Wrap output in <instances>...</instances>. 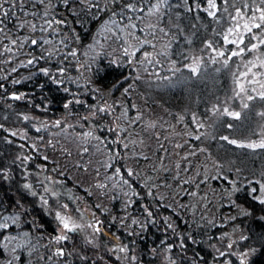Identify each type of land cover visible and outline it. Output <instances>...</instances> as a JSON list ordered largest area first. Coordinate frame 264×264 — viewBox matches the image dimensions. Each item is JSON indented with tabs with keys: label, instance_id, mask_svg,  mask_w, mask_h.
<instances>
[{
	"label": "snow or ice",
	"instance_id": "1",
	"mask_svg": "<svg viewBox=\"0 0 264 264\" xmlns=\"http://www.w3.org/2000/svg\"><path fill=\"white\" fill-rule=\"evenodd\" d=\"M28 0H0V36L5 40H8L7 44L0 40V45H2L3 51H0V55L6 53H13L14 55L19 52L25 45H31L36 49H39L41 55L39 57L33 56L27 61L28 65L34 64L39 60H43L46 57L50 58L61 52L62 49H66L63 52V60H67L69 57L76 59L77 63L79 50L76 48H71L69 45L73 42L79 43L81 40L80 32L77 31L73 23L68 19L59 17V14L55 11L58 4L67 10L69 15H71L72 20L76 25H80L81 31L86 30V25L84 22V17L87 15L89 19L100 20L101 15L106 16L99 24L98 31L110 32L118 40H122L126 47L121 48V52L124 57L127 58L128 63L131 64L136 61L137 64H159L158 56H168L167 48L170 47V43L165 46V50L162 51H144L142 52L143 59L136 60L137 53H141V50L145 45H151L155 50L156 44L149 39L141 40L139 37L135 36L134 33L138 28L136 21L143 22L147 17L161 16L163 17L162 10L171 8L172 5L169 4V0H154L153 3L146 4L145 0H31L30 7L35 9L39 5L40 10L24 11L25 4ZM186 11L192 12L195 9L202 7L200 0H193V4H189L188 0H183ZM206 6L203 7V11L214 20L219 21L218 13L223 11L227 19L230 21L229 26L226 29H222V43L225 45H231L232 48H218L213 45L212 41L207 42L204 45L205 49H209L212 55L209 59L216 63L220 61L224 67H227L229 62L233 57L240 58L241 64L238 66L237 71L233 73V92L235 97L239 98L241 105L244 109L249 108L250 101L260 99L264 101V52L260 49L264 47V0H204ZM231 3L234 11L232 13L228 12V7ZM241 6H237V4ZM7 5V7H6ZM222 5L224 7L222 8ZM26 17L24 20H20V16L17 15V10ZM145 9L147 13L145 15ZM15 17L18 23L15 25L18 29H26L30 34L18 37L16 39L8 36L6 32V24L10 17ZM31 17V19H27ZM118 17V19H117ZM126 21L121 26V22ZM66 28V32L61 30ZM146 28L148 32L155 37L157 30L163 32L165 36L168 35L164 29H157L154 24H147ZM258 30V31H254ZM39 33V36L35 34ZM44 33H49V38L43 36ZM60 34L63 35V39L53 41L51 35ZM127 33V35H121ZM128 37L135 40L136 43L133 44L129 42ZM45 45L49 46L48 48ZM18 46V47H17ZM94 44L88 45L89 50H93ZM247 53H257L252 59L243 61V57ZM87 56V53H84ZM192 62L185 65L194 75L200 71V64L203 61V57L193 56L191 57ZM115 65L117 62L113 60L111 62ZM85 65L81 64L80 68H84ZM89 69L91 65H88ZM244 70L241 71L240 68ZM255 69V71H254ZM13 72L16 71L15 68L12 69ZM40 71L45 76H50L48 68H41ZM66 69L61 66L57 68V73L59 76H64ZM147 71V68H145ZM170 71L173 75L180 71L176 67V62H171ZM160 79H168L171 77H158ZM6 79V77H4ZM52 82L57 85L64 84L65 80L60 79L57 76H51ZM71 81V77H66ZM129 79L128 76H124V81ZM136 79H140L139 75ZM18 80H13L12 83H19ZM123 81H117L112 85V89H117L121 86ZM133 84H129L128 87L123 88V94H129ZM4 88V84L0 83V89ZM65 92H69V88L65 87L63 89ZM24 93H11L10 99L20 101L25 98ZM74 101L69 100L65 103L64 107L68 108ZM75 103H80V101H75ZM133 108L136 105H132ZM114 111L113 106L108 104L106 101L103 105L98 108H93L91 111L92 118H95L98 113L105 114ZM213 113L220 111L217 106H213ZM222 115L230 116L234 119H239L241 116L240 112L230 111L227 107L223 108ZM258 115L264 117V112L258 113ZM121 117L127 119V109L117 116L116 119L119 120ZM20 118L24 121H28L30 117L28 115L21 114ZM88 120L89 117H84ZM141 119L140 115L135 117V120ZM183 121L184 117L179 118ZM192 121L197 129H202L204 127L203 123L197 122L195 116L192 117ZM134 121H129V123ZM61 121L57 120L54 122L55 127H59ZM149 127H155V124L148 125ZM47 127V125H44ZM228 128H232V125H227ZM0 130L7 132L11 137L20 136L25 141L28 139L27 134L24 132H17L16 130H11L5 128L4 124H0ZM37 132L40 131L39 128L36 129ZM107 131L113 133L126 132L127 129H122L119 124L114 127L107 128ZM192 135V133H188ZM203 133L195 135L196 140H200ZM42 139V138H41ZM83 139L85 141L97 140L99 143L103 144L104 141L101 140L99 136H95L93 131H86L83 133ZM221 140L226 141L229 144L236 145L239 148H246L252 151L264 150V134L260 136L258 140L241 142L235 139H229L228 136H221ZM8 143H12V140L8 139ZM112 143H122L117 139H114ZM135 143V142H133ZM21 149H25V144H20ZM28 148L39 151L36 143H31L27 146ZM49 147L55 148V145L49 141ZM122 147L127 149L129 145L127 143H122ZM177 148H182L183 145H176ZM67 150L65 149V152ZM83 151L88 152V148L84 147ZM201 152H206L205 149H200ZM70 155V153H69ZM118 153L112 156V159L118 158ZM189 155H196L193 151L188 155L182 157L184 161H188ZM33 159L31 155H24L23 153L18 154L11 160L9 166H4L0 164V186L3 183L11 185L12 180V166H18L23 168L22 176L24 182H16V192L13 193L10 190L0 191V253H6V256L0 259V264H19L24 256L28 258V264H111V261L115 259L117 264H138V257L136 255L130 254L132 248H130L128 243H124L121 239V235L117 232L111 231L113 225H118L121 232H126L129 237L140 236L144 231L148 229L150 225L156 224V219L154 215L153 207L149 204H143L141 211L143 213V218H138L129 211L136 204V200L132 197H139V193L128 191H123L124 186H128L129 189L132 188L131 183L128 179L124 178L126 174L128 177L136 175L131 168L125 170V173L121 172L120 168L114 170V175L107 177L109 181L116 179V184L112 187L116 188L117 185L120 187V191L123 195L128 197L126 201L122 202L123 215H111V210L107 207H102L101 205H96V208L101 212L102 215L106 217L105 219H100L96 212H92L85 216V213L80 209H75V215L69 211L68 204H58L56 208L51 207L50 199L53 198V202L59 197V193L54 191L52 187L48 185L59 184L60 181H53L51 176H45L43 180H40L38 172L29 171L24 167L28 162ZM147 159V157H145ZM44 161H48V156H43ZM107 167H112L111 164ZM163 170V164L160 166ZM190 165L185 167V171L188 170ZM222 165L218 163H213V168L219 172ZM176 168H180V164H176ZM42 171H47L46 165L41 166ZM52 171H58L57 169H52ZM236 173H240V169L235 170ZM262 179H249L242 178L239 175L234 179H229L228 176H222V174L209 176L207 169L201 174L199 171L196 172V176H202L200 183H207L209 179L220 180L223 179L229 185V188L225 190L231 207L237 209L236 216H230L228 219L235 221L238 216L249 217L253 216L252 210L245 208L243 205L237 203L235 199H232L234 195H237L242 190H247L248 195L251 200L255 201L261 206H264V172L261 174ZM29 176H36L37 183L34 185L28 180ZM151 179V178H149ZM178 182L182 184H193L195 181L192 178L181 181L179 173L175 177ZM246 181V189L242 188L241 184ZM256 186H252V185ZM39 187L41 191H37L36 187ZM195 186L199 188V183H195ZM99 189H107V183H98L96 185ZM148 189L146 195L152 196L156 199L154 195V190L159 189L161 185L156 183L149 184L147 181L144 185ZM163 187H170V185H163ZM19 194V198H17ZM106 194V193H105ZM180 194V193H177ZM188 195L192 197H198L201 201L207 200V194L204 196H198L196 191L189 192ZM33 198V206L28 207L27 198ZM113 200L119 199L118 196H113ZM159 201L165 199L164 196H160ZM212 203V201H208ZM208 203H205L203 207L206 209ZM39 207V211L43 217H48L49 219L43 220L38 219L33 216V211L36 207ZM171 208L172 205H167ZM176 207L184 209L190 207L186 204H177ZM175 211V209H173ZM31 217V219H29ZM200 220L206 221L209 226H215L214 221L207 220L205 216H201ZM260 221H264V216L259 217ZM164 223V231L167 233L171 230V233L176 236L178 243H168L166 239L160 240V245L163 246L164 261L166 264H177L176 259L171 255L174 248H178L185 256V264H234L233 258L237 264H254V257L257 253L264 254V235L259 236L257 239L260 242V248L254 246H247L241 248L237 251L236 249L241 245L242 242L249 241L250 237L244 235L239 227L233 228L232 232H224L220 236L215 237V239L221 242V247H217L216 244H210L209 247L214 249L212 255V261H205L204 257L198 253H194L193 257H187V250L189 249V242L192 245L197 243H203V241H198L196 236L191 231L180 232L178 230V225H175L169 216L162 217ZM198 228H202L203 225L199 222H195ZM51 228L49 233L48 229ZM238 234V235H237ZM235 236V239H233ZM209 240L213 239L208 237ZM153 254L158 255L157 249H151ZM19 253V254H18ZM34 258V259H33Z\"/></svg>",
	"mask_w": 264,
	"mask_h": 264
},
{
	"label": "rangeland",
	"instance_id": "2",
	"mask_svg": "<svg viewBox=\"0 0 264 264\" xmlns=\"http://www.w3.org/2000/svg\"><path fill=\"white\" fill-rule=\"evenodd\" d=\"M251 3V0H249ZM258 2V0H257ZM237 6H241L239 3ZM224 5H222V8ZM228 12L232 13L234 11L231 3L227 5ZM147 10L145 11V15ZM221 21L223 25V29H226L229 26L230 21L227 19L226 14L221 11L220 12ZM161 16H152L147 17L143 22H137L138 28L135 31L134 35L139 37L141 40L149 39L152 40L154 44H156V49L154 50L151 45H145V47L141 50V53H137L136 60H142V52L148 51H162L165 50V46L170 43V47L167 48L168 56H158L159 64H137L136 61L129 64L126 57L123 56L121 52L122 47H126L127 45L123 43L122 40L116 39L110 32L107 31H98L99 27L96 29L94 37L92 41L88 44H94L95 47L93 50L85 47L83 49L82 59L79 63L76 64L75 69L73 70V74H70L71 81L67 79V81L73 83V87L77 86H85L86 83L90 82L91 68L95 64L97 58L101 54V52H106L110 59L115 60L116 64H122L126 67H133L134 73L131 75V79L126 82L123 88L128 87L129 84H133L134 87L130 89L129 94H123V88L120 89H101L100 99H97L94 103L90 104L91 110L87 111L88 113L82 115L76 114L73 112L74 109L71 108L72 105H69L68 109L63 114L52 115L40 108L37 109L36 105H28L26 103H22V101L26 102V99L17 101L19 102V110H13V117L11 119H3L0 117V124H4L5 128L16 130L19 132H24L27 134L28 139L25 141L19 135L18 138L22 139L21 144H25V149H21V153L24 155H31L33 157L32 164H34V168L38 169L39 179L43 180L45 176H51L53 181H57V174L67 175L69 179H71L74 183L72 186H64L59 184L48 185L53 188L54 191L59 193L58 199L55 202H51V207L56 208L58 204H68L70 197L73 200V204L76 208H80L85 216L89 215L92 212H96V215L100 219H105L106 217L101 214L98 209L95 208L94 205H101L102 207H107L111 210V215H115L113 212L114 209L112 207V197L115 196L113 190L115 188L112 187L113 184H116V180L113 179L109 181L107 177L112 176L114 174L106 172L108 168L107 165L111 164L112 166L125 163L128 168H131L134 173L142 175L145 180H148L151 170L156 168L159 171V174L169 173L168 177L176 182L178 188L180 187V195L176 198L171 196L170 187H164L160 193L165 199L162 201L165 204L172 205L177 214L180 215L178 217L180 219V223L178 225V230L180 232L188 231L185 230L187 226H193L192 229L197 230L196 237L200 236H220L224 232L231 233L233 228L239 227L241 232L245 235L247 233V229L245 226H241L237 221H232L230 223L229 228L223 230V228L219 227L222 231L217 229V225L219 223L222 224L221 220L217 217V212L212 207H207L206 209L203 207L205 202L214 200L213 202L218 203L222 200V198L226 197L225 190L228 189L226 187L227 182L222 181L223 187L219 186L218 188L211 184L212 179H209L207 183H200L202 176H196V172H200L203 174L205 172V168L209 176L222 174V176H228V171L230 170L229 162L223 163L216 156L213 157L209 155V149L207 147V142L211 138L213 134V125L215 121L222 117L232 118L227 115H222L223 108L227 107L230 111L240 112L241 116L245 112V110L241 105V101L239 98L235 97L233 92V73L237 71L238 66L241 64V59L233 57L229 62L228 66L225 67L228 69L230 78H231V89L229 93L219 99L213 101L209 109V116L207 118L201 117L199 114L195 113L191 109L187 108H178L173 109L168 106H165L157 97L154 92L155 87L162 84L166 79H160L158 77H173L182 72L185 65L190 64L192 62L191 57L200 56L203 57V61L200 64V70L204 67L205 63H212L209 59V56L212 55L209 49H205L204 45L213 40H209L203 45L199 46L198 49L193 50L189 49L187 55L184 59L178 61L173 59L171 53V46L173 41V35L169 31V29L161 24ZM123 23H126L124 21ZM121 23V26H123ZM147 24H154L157 26V29H164L165 32L168 33L167 36L164 35L163 32L159 30L156 31L155 37L148 32L146 28ZM258 31V30H254ZM221 33V32H220ZM127 35V33L121 34ZM129 42L135 44L136 41L132 40L131 37H128ZM213 45L218 48H232L231 45H225L222 43V35L218 37V40L213 42ZM261 52H264V47L260 49ZM87 53V56L84 55ZM257 53H247L242 58L243 61H247L252 59ZM176 62V67L180 69L175 75L170 71L171 62ZM73 60L69 67L73 65ZM217 67H224L220 61H217ZM84 64V68H80V65ZM88 65H91L89 69ZM147 68V71H145ZM188 69V68H187ZM241 71L244 69L241 67ZM255 71V69H254ZM71 73V72H70ZM192 73V72H191ZM139 75L140 79H136V76ZM168 80V79H167ZM86 82V83H85ZM94 88L99 89V86H94ZM83 89V87L81 88ZM78 90V89H77ZM73 91L78 93L79 91ZM77 91V92H76ZM85 91V89H83ZM26 94V93H24ZM106 98H104V97ZM129 96V97H128ZM16 101V100H13ZM105 101L113 106L114 111L110 113L100 114L98 113L95 118H92L91 111L93 108H98L103 105ZM249 108L253 107V125L255 129V133L251 136H244L238 139L237 141L241 142H249L258 140L262 134H264V117L258 115L260 112H264V101L260 99H256L254 101H250ZM136 105L135 108L132 105ZM213 106H217L220 111L213 113ZM24 108V109H23ZM127 109V119L121 117V119L117 120L116 117L120 116V114ZM21 114L28 115L30 119L28 121H24L20 118ZM140 115L141 119L135 120V117ZM195 116L197 118V122L203 123L204 127L202 129H197L195 124L192 121V117ZM84 117H89L88 120H85ZM184 117L183 121L179 118ZM111 121L109 125L105 122L104 119ZM60 120L61 125L59 127L54 126V122ZM129 121H134L129 123ZM116 124H119L122 129H127L126 132L113 133L107 131V128L114 127ZM155 124V127H149L148 125ZM47 125V127H44ZM100 125V126H99ZM104 127L102 130L104 131V135L101 136L98 131L101 126ZM195 126V131H193V127ZM39 128L40 131L37 132L36 129ZM86 131H93L95 136H99L101 140L104 141L103 144L99 143L97 140H87L83 139V133ZM188 133H192V135H188ZM203 133L200 140H196L195 135H199ZM105 136V137H104ZM119 138V141L122 143H127L129 147L127 149L120 148V150H109L108 146L113 144L112 141L114 139ZM42 138V139H41ZM49 141L55 145V148L49 147ZM135 142V143H133ZM36 143L39 151H35L30 149L31 152L27 153L28 144ZM122 143L121 146H122ZM183 145L182 148L175 147L176 145ZM115 148L116 145H112ZM87 147L88 152H84L83 148ZM65 149L67 150L65 152ZM122 149V150H121ZM200 149H205L206 152H201ZM195 151L196 155H189L188 161H184L182 157L188 155L189 153ZM20 153V154H21ZM70 153V155H69ZM118 153L117 159H112V156ZM127 154V156H126ZM43 156H48V164H44L41 162L40 158ZM150 158V162H143L142 158ZM141 159L143 162L141 168L137 169L138 162ZM127 160V161H125ZM218 163L222 165L217 172L216 169L213 168V163ZM180 164V168H176V164ZM163 164V168L167 169V171L163 170L160 166ZM36 165V166H35ZM46 165L47 171H42L41 166ZM188 167V170L185 171V167ZM57 169L58 171H52V169ZM112 168V167H111ZM114 168V167H113ZM112 171V170H111ZM109 171V172H111ZM261 171L258 176L250 177L247 175H239L235 174L234 178L238 175L242 178L249 179H262ZM179 173L181 181L192 178L195 183H199V188L193 184H182L178 182L175 177ZM156 174V173H154ZM33 177H35L33 179ZM30 181L34 184V181L37 182L36 176H29ZM233 178V179H234ZM98 183H107V189H99L96 187ZM157 184L161 185L157 180ZM167 184V180L162 181V185ZM246 181L239 185H245ZM35 185V184H34ZM252 186H256L255 184ZM116 188H119L117 185ZM37 191H41L39 187H36ZM196 191L198 196H204L207 194V200L201 201L198 197H192L188 195L189 192ZM91 197H88V194ZM106 193V194H105ZM63 195H66L67 198H64ZM184 194V196L182 195ZM191 199H189L188 197ZM51 199V198H49ZM69 199V200H68ZM229 201V200H228ZM192 203V204H190ZM94 204V205H92ZM177 204H186L190 205V208H178ZM247 208L246 206H244ZM193 211L196 212H191ZM231 211V209H229ZM69 211L75 215V211H72L69 206ZM199 212H203V215L207 218V220L214 221L215 226H209L208 224L204 227L203 230L199 231L195 222L202 223L200 220ZM232 213H237V209L234 208ZM138 218H143L142 211L140 212ZM192 213V215H191ZM123 215V212L120 213ZM189 217V218H187ZM228 215L225 219H228ZM187 220L191 221V225L187 223ZM229 220V219H228ZM174 221V220H172ZM107 222V220H106ZM225 222V221H223ZM214 229V230H213ZM216 232V233H214ZM238 235V234H237ZM235 239V236H233ZM210 244H216L217 247H221V242L219 240H214ZM211 250V248H210ZM237 251L240 248L236 249ZM19 254V253H18ZM132 254V253H130ZM134 255V254H133ZM178 255H182V252H179ZM183 256V255H182ZM25 263H28V258L24 256ZM164 252L160 251L158 264H166L163 259ZM211 257V255L205 256ZM2 259V258H0ZM34 259V258H33ZM177 261V259H176ZM111 264H117V261L113 259ZM127 264V262H125ZM138 264L139 263L138 261ZM177 264L179 262L177 261Z\"/></svg>",
	"mask_w": 264,
	"mask_h": 264
},
{
	"label": "trees",
	"instance_id": "3",
	"mask_svg": "<svg viewBox=\"0 0 264 264\" xmlns=\"http://www.w3.org/2000/svg\"><path fill=\"white\" fill-rule=\"evenodd\" d=\"M55 2H57V0H54V3ZM153 2L154 0H145L146 4H150ZM218 2H221V0H218ZM30 3L31 0H28V3H26L24 6V11L40 10L39 5H37L35 9H32L30 7ZM188 3L190 5L193 4V0H188ZM200 3L202 5L201 8L195 9L192 12H188L185 9L183 0H169V4H171L172 7L166 10H162L163 17H161V24L167 27L173 35L171 53L173 59L175 60L180 61L184 59L189 49L196 50L199 48V46L203 45L209 40H213V42H215V40H218V33H220L223 29L221 21L214 20L203 11V7L206 6L204 0H200ZM146 10L147 9H145V11ZM55 11L59 14V17L66 18L70 22H72L73 26L76 27L78 32H80V42H73L69 45V47L79 50L78 60L80 62L83 55V49H85V47H87V45L92 41L100 22H102V20L106 19L107 17L102 14L101 19L98 21L89 19L86 15L84 17L86 30L81 31L80 25H76L74 23L71 15H69L67 10L64 9L61 5L58 4ZM17 15L20 16L21 21L26 19V17H24L20 13L19 9L17 10ZM218 18L219 20L221 19L220 13H218ZM27 19H31V17H27ZM137 22L140 21H136V23ZM17 23L18 21L14 16L5 21L6 32L8 36L16 39L18 37L30 34L26 29L16 28L15 25ZM61 31L66 32L67 29L64 28ZM35 35L39 36L40 34L37 33ZM43 36L45 38H49V33H44ZM50 38L53 39V41H56L59 39H63L64 36L53 33ZM0 40H3L4 44L8 43V40H5L2 36H0ZM45 47L48 48L49 46L45 45ZM0 51H3L2 45H0ZM64 51H66V49H62L60 53L54 55L53 57H46L45 59L39 60L38 62L31 65H28L27 61L33 56L39 57L41 55L40 50L34 48L31 45H25L15 55L13 53L6 52L3 55H0V83L4 84V88L0 89V117H2L3 119H11L14 114L13 110L20 109L18 105L19 102L10 99V94L13 92L18 94L26 93V102L22 101V103H26L28 105H36L35 107L37 109L42 108L45 111L47 110V112L52 115L63 114L68 109L64 107L65 103L69 100H73L74 102L71 104L72 107H69V109H74L73 112H76V114L78 113V115H84L88 113L87 111L91 110L90 104L94 103L97 99L103 101L102 98H100L101 89H112V85L117 81H123L118 89L123 88L126 82L131 79V75L134 73V69L132 66L126 67L122 64L113 65L111 63L112 60L110 59L108 54L106 52H101L95 64L91 68L92 70L90 72L92 76L90 78V82H85V86L73 87V83L67 81L66 77H69L70 74H73V70L76 67L77 60L71 57H69L67 60H63ZM73 60H75L76 62H73V65L69 67V64ZM61 66H63L67 70L64 76H59L57 73V68ZM13 68L16 69L15 72L12 71ZM41 68H48L51 75L45 76L40 71ZM51 76H57L60 79H64V84L57 85L53 83ZM124 76H128L129 79L127 81H124ZM4 77H6V79H4ZM13 80H18L20 82L14 84L12 83ZM93 85L97 87L99 86V89L94 88ZM231 86V78L228 69H226L225 67H217V63L206 62L204 67L195 75L191 73L189 69L183 68L181 73L173 76L170 80H164L162 84L155 87L154 92L156 94V97L165 106L173 109H191L201 117L207 118L209 116V109L213 101L227 95L231 89ZM65 87L69 88L70 91L65 92L63 90ZM82 87L83 89H85V91L81 89ZM75 90L79 92L73 94V91ZM77 100L80 101V103H75V101ZM253 110L254 109L251 105V107L245 110L242 117H240L239 119L227 117L217 119L213 125V134L207 142L209 155L213 157L216 156L223 163L229 162L230 170L227 174L229 179L234 178L236 169H240V173H237L240 176L247 175L250 177L258 176L259 173L264 170V150L258 149L256 151H252L246 148H239L236 145L229 144L226 141L220 139L221 136H228L229 139H238L244 136L253 135L255 133L253 125ZM104 120L108 125L109 123H111L109 119L108 121L106 119ZM229 124L232 125V128L227 127V125ZM103 127L104 125L101 126L98 130L101 136L104 135V131L102 130ZM192 127L193 131H195V126L193 125ZM8 139L12 140V143H8ZM21 140L22 139L18 138L17 136L11 137L7 132L0 130V164L9 166L11 160L14 159L16 155L21 153V148L19 147V145L21 144ZM112 145H116L115 148H113ZM108 148L109 150L118 151L120 150V148H122V146L120 143H113L110 144ZM28 152H31L30 148H27V153ZM40 159L41 162L49 165L48 161H44L43 158ZM142 159L143 162H150V158ZM143 162H141V159L139 160V166H137V169L141 168ZM24 167L32 172H37L38 170L34 168V164H32V161L28 162ZM116 168H120L121 172L125 173V170L128 169V166L125 163L118 164L117 166L114 165L112 166V168L108 167L106 169V172L108 171V173L114 174V170ZM22 172L23 168L12 166L13 183L11 185L3 183L2 186H0V191L10 190L11 192L15 193V183L24 182ZM168 174V172L166 174H159V171L154 168L151 170V174L149 176V178L151 179L148 178V180H145L138 172L132 177H128L126 174L124 175V178L128 179L131 183L132 188L129 189L128 186H124L123 191H128L130 195L133 192L140 194L139 197H132L136 200V204L132 208H130L129 211L132 213V215L139 217V215H141L140 212L142 205L149 204L153 207L156 224L150 225L146 231H144L140 236L137 237L127 236L126 232H121L118 225H113L111 231H115L118 235H121V239L123 240V242L129 244L130 248H132V255H136L138 257L139 263L141 264H158L160 251H163V246L160 245L161 239H166L168 243H178V241L176 240V236L171 233V230L165 233V226L162 221V217L169 216L171 220H174L172 222L177 225L180 223V219L178 218L180 217V215L177 214L176 211H173V207H167L168 204H165L158 199L160 196H162L160 191L164 188L162 185V181L164 180H167V185H170V193L173 198H176L181 194L179 191L180 187L178 188L176 182L171 180L168 177ZM57 177L60 178L57 181H60L61 185L72 186L74 183L71 179H69L67 175H65L64 172L63 174H57ZM34 178L35 177H33V179ZM28 180L30 181L29 177ZM157 180L161 184V187H159V189L157 190H154V195L156 197V199H154L152 196L146 195L148 189L145 188L144 185L146 181L149 184H157ZM222 181L224 180H212L211 184L217 188L219 186L223 187ZM36 183L37 182L34 181L35 185ZM226 187L229 188V185H226ZM241 187L246 189L247 186L245 184ZM113 193L115 196L119 197V199L112 200V207L114 209L113 212L115 213V215H120V213L122 212L120 211V209H122V202L126 201L128 197L124 196L123 192H121L119 188H115L113 190ZM182 195L184 196V194ZM62 196L64 198H67L66 195L62 194ZM88 197H91V195L88 194ZM17 198H19V194H17ZM188 198L191 199L190 197ZM232 199H235L237 203L246 206L254 213L253 216L249 217L238 216V218L235 220L239 224L241 223L242 227H246L247 233L245 235H248L250 237L249 241L242 242L238 248H240V250L241 248L247 246L260 248V242L257 238L261 235H264V221L259 220L260 216H264V206H261L255 201L251 200L247 190H242L237 195H234ZM27 200V206L32 207L33 198L28 197ZM228 200L229 198L226 196L222 198V200L218 203L213 202L214 200L212 199L210 200L212 201V203H208V201L205 202L208 203L209 207H212L216 210L217 217L222 222V224L219 223L217 225V229L219 227L223 228V230L229 228L232 220L223 219H225L227 215L229 217L237 215V213L234 214L231 212L234 211V208L231 207ZM50 201L53 202V198H51ZM69 206L72 211H75V206L71 197L69 200ZM94 206L96 208V205ZM229 209H231V211ZM193 210L194 209H192L191 212H196ZM199 214L200 215L196 217H201L203 215V212H199ZM32 215L36 216L38 219H49L48 217L42 216L38 206L36 207V210L33 211ZM29 219H31V217H29ZM187 223L191 225L190 220H187ZM200 224H202L203 227L198 228L199 231L203 230L207 225L206 221L204 220H202V223ZM192 227L187 226L185 230L191 231L196 236L197 230L192 229ZM48 231L49 233L51 232L50 227ZM219 231L222 230L219 228ZM208 237H212L213 239L209 240ZM215 237L217 236H213V234L211 236L196 237L198 241H203V243L192 245L191 242H189V249L187 250L186 254L187 257L191 258L193 257L194 253H198L205 259V256L211 255L214 252V249L210 250V247L207 245V243H212L214 240H216ZM153 248L157 249L158 255L152 253L151 249ZM179 252H181L180 249L174 248L171 255L174 259H177L179 264H185V256L183 253V256L178 255ZM5 256L6 253H0V258H4ZM24 258L25 257L22 258L19 264H28L25 263ZM205 261H212V255L211 257H207ZM233 262L234 264H237L235 258H233ZM254 264H264V254L257 253L256 257H254Z\"/></svg>",
	"mask_w": 264,
	"mask_h": 264
}]
</instances>
